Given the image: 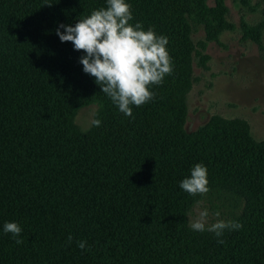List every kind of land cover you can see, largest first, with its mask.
<instances>
[{"label":"trees","instance_id":"1","mask_svg":"<svg viewBox=\"0 0 264 264\" xmlns=\"http://www.w3.org/2000/svg\"><path fill=\"white\" fill-rule=\"evenodd\" d=\"M207 1L126 0L130 23L168 38L174 66L128 117L57 35L107 0H0V264H264V139L217 115L184 127L193 58L206 66L207 42L232 28L224 0ZM242 32L257 39L260 27ZM91 103L101 124L82 130L74 116ZM201 162L210 191L192 196L179 184ZM198 202L219 211L212 223L242 227L192 230Z\"/></svg>","mask_w":264,"mask_h":264},{"label":"clouds","instance_id":"2","mask_svg":"<svg viewBox=\"0 0 264 264\" xmlns=\"http://www.w3.org/2000/svg\"><path fill=\"white\" fill-rule=\"evenodd\" d=\"M132 20L131 4L126 0H107L106 8L93 10L89 16L79 19L74 27L61 24L57 29L61 42H72L75 50L85 53L80 58L83 71L95 78L102 92L128 117L133 115V105L140 107L155 97L152 86L162 84L174 67L166 47L168 38L157 35L152 26L145 31L142 23L132 24ZM60 28L64 31L61 32ZM92 124L99 127L101 121L95 119ZM179 187L192 196L206 195L210 191L207 167L202 162L195 164L190 177L184 178ZM212 215L219 217L220 213L217 211ZM208 219L206 208L198 211L196 218L190 221L191 229L207 230L220 237L225 229L239 230L242 227L239 222L220 219L209 224ZM3 231L11 233L16 244L23 243V239L18 238L22 232L19 223L5 222ZM71 241L69 236L68 242ZM77 247L84 250L87 241H78Z\"/></svg>","mask_w":264,"mask_h":264},{"label":"rangeland","instance_id":"3","mask_svg":"<svg viewBox=\"0 0 264 264\" xmlns=\"http://www.w3.org/2000/svg\"><path fill=\"white\" fill-rule=\"evenodd\" d=\"M207 2L214 4V0ZM224 4L232 28L223 30L218 40L207 42L206 66L193 58L194 81L186 96L184 127L192 131L217 115L245 121L255 138L264 139V0H224ZM243 22L260 27L257 39L243 36ZM204 36L201 26L191 33L195 43ZM95 110L92 103L77 109L74 121L80 129L90 127ZM205 208L211 224L216 217L208 204L201 202L190 210L189 221Z\"/></svg>","mask_w":264,"mask_h":264}]
</instances>
